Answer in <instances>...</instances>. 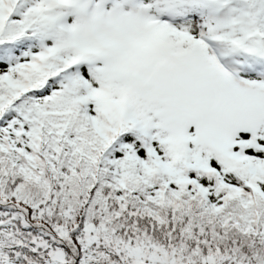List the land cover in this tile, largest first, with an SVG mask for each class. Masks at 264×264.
<instances>
[{
    "label": "snow or ice",
    "instance_id": "1",
    "mask_svg": "<svg viewBox=\"0 0 264 264\" xmlns=\"http://www.w3.org/2000/svg\"><path fill=\"white\" fill-rule=\"evenodd\" d=\"M0 264H264V0H0Z\"/></svg>",
    "mask_w": 264,
    "mask_h": 264
}]
</instances>
